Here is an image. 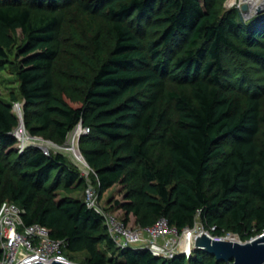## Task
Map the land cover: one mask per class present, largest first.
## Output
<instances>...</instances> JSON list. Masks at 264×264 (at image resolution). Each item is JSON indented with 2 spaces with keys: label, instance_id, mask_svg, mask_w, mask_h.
I'll return each instance as SVG.
<instances>
[{
  "label": "trees",
  "instance_id": "16d2710c",
  "mask_svg": "<svg viewBox=\"0 0 264 264\" xmlns=\"http://www.w3.org/2000/svg\"><path fill=\"white\" fill-rule=\"evenodd\" d=\"M72 1L0 0V57H7L15 43L13 31L26 35L18 75L27 106H35L25 110L30 133L50 131L64 142L79 123L90 127L80 141L100 196L121 179L140 175L141 184L129 189L121 204L126 222L131 213L141 226L166 217L181 230L192 226L199 212L216 233L232 231L248 240L263 232L260 94L253 87L240 100L234 87L244 80L231 78L225 61L234 53L264 63V14L242 21L237 9L221 13L220 0L85 4L109 23L115 46L81 96L68 87L58 94L54 76L57 12ZM151 25L158 36L145 41L142 32ZM96 45L101 53L98 39ZM170 75L189 84V92L168 93L175 122L154 100ZM18 124L12 105L0 98V202L17 203L25 225L49 227L53 237L66 241L68 256L85 252L81 264H227L202 250L189 259L160 258L144 248L119 251L103 217L84 199L59 197L60 189L85 183L64 154L46 155L35 146L16 151ZM157 148L168 156L156 155ZM14 154L7 178L6 158Z\"/></svg>",
  "mask_w": 264,
  "mask_h": 264
},
{
  "label": "rangeland",
  "instance_id": "374dc122",
  "mask_svg": "<svg viewBox=\"0 0 264 264\" xmlns=\"http://www.w3.org/2000/svg\"><path fill=\"white\" fill-rule=\"evenodd\" d=\"M95 1L96 0H73L72 2L64 4L60 11L57 12L60 18V24L56 27V38L54 41L57 49V55L54 60V76L56 92L58 94H60L63 87H68L71 91L76 92L77 95L83 96L90 87L92 78L97 69L101 63L111 55L115 46V37L109 23L102 16L88 12L84 7L85 4H92ZM220 1L219 8L221 13H225L232 9L240 11L242 5L245 3L242 0H236L232 3H229V0ZM202 2L205 5L207 0H202ZM252 11L254 10H251V12ZM251 18H246V21ZM158 32L159 30L157 27H153L152 25L147 26L142 32V38L145 41L152 40L158 36ZM12 34L15 38L14 45L8 49L7 57H0V98L12 105L13 112L19 118V124L15 128L14 134L17 139L15 149L20 153V146L22 143H20L19 138L23 135L21 132H18V129L24 123L23 125L27 133L31 134L27 126L25 110L27 107L35 108V106H27V102L20 92L21 83L18 75L22 60L20 46L26 41V35L20 29L13 31ZM97 39L102 47L101 53L97 52ZM225 64L230 68L229 70L233 72V77L231 78L234 80H236L237 77H239V79L242 78L241 82L244 80V83L234 87L240 100L244 101L246 96L252 93L253 87H256L255 90L260 94L262 113H264V63L262 64L261 59H244L234 53H228ZM245 79L249 80V83H247ZM79 80L82 81V84L79 83ZM173 90L178 92H189V84L182 79V77L170 75L162 81L159 89L154 94V100L159 104L161 111L164 110L169 119L175 122L176 110L174 101L168 96V93ZM77 128L78 126L70 132L68 138L64 142L52 138L50 131L36 135L31 134L34 137L27 141V144H29L27 147H36L38 146L36 144L49 142L52 144L53 152L64 154L69 166L79 172L85 179V183L82 185L76 183L69 189H60L58 191L59 197L69 196L84 199L86 186L88 183H92L96 186L97 178L90 165H88L85 160L83 163L79 161L70 149L71 139ZM260 137L264 138V122L261 124ZM78 147L82 152L83 147L80 139L78 141ZM161 152L164 153L166 157L168 156L166 150L161 148L156 149V155ZM16 155L14 154L6 158V162L9 165L7 178L11 177V163L16 158ZM140 184L141 179L139 174H136V176L130 180L121 179L108 193L107 190L104 191L103 195L100 196L101 202L107 210L112 211L119 218L125 219L127 213L121 204L126 202L128 190ZM119 208H121L120 211L118 210ZM135 220L137 221L138 219L135 218ZM138 226L140 225L137 223L134 227ZM85 257V252L69 254L71 260L80 264L84 261Z\"/></svg>",
  "mask_w": 264,
  "mask_h": 264
},
{
  "label": "built area",
  "instance_id": "2783aa9c",
  "mask_svg": "<svg viewBox=\"0 0 264 264\" xmlns=\"http://www.w3.org/2000/svg\"><path fill=\"white\" fill-rule=\"evenodd\" d=\"M78 127L82 135L91 131L90 127L83 125ZM18 132L23 135L19 138L22 143L20 146L22 152L29 145L27 141L33 139L34 136L27 133L23 124ZM36 145L46 155L55 153L49 142ZM84 202L103 217L110 238L119 251L127 248H144L151 250L160 258L172 259L183 255L189 259L196 250H200L196 248L195 242L197 237L203 234L208 235L211 240H221L228 234H235L240 242L250 241L264 235L263 231L248 240H242L232 231L216 233L215 227H206L203 224L199 212L194 224L181 230L171 225L166 217L159 218L149 226L133 227L125 219L119 218L104 207L99 191L92 183H88L85 189ZM22 214L23 209L17 203L10 200L0 202V249L2 251L0 264H30L38 260L52 263L55 258L72 262V264H80L71 260L67 255L65 240L53 237L51 229L47 226L38 223L25 225Z\"/></svg>",
  "mask_w": 264,
  "mask_h": 264
},
{
  "label": "water",
  "instance_id": "95a60500",
  "mask_svg": "<svg viewBox=\"0 0 264 264\" xmlns=\"http://www.w3.org/2000/svg\"><path fill=\"white\" fill-rule=\"evenodd\" d=\"M262 14H264V4H261L255 11L251 12L249 4L244 3L239 11L242 21H246V18ZM82 125L81 122L78 126ZM77 153L84 157L79 147L77 148ZM84 160L88 164L85 157ZM195 246L216 258L218 262H225L227 264H264V235L250 241L240 242L235 234H228L221 240H211L208 235L203 234L197 237ZM30 264H72V262L55 258L52 263L38 260Z\"/></svg>",
  "mask_w": 264,
  "mask_h": 264
},
{
  "label": "bare ground",
  "instance_id": "6f19581e",
  "mask_svg": "<svg viewBox=\"0 0 264 264\" xmlns=\"http://www.w3.org/2000/svg\"><path fill=\"white\" fill-rule=\"evenodd\" d=\"M236 0H229V3L235 2ZM245 3H248L250 5L251 10H256L261 4H264V0H242ZM231 5V4H230ZM20 107V106H19ZM79 135H80V128L78 127L75 132L73 133L72 139H71V146L70 149L73 151V155L83 163L84 157L80 156L77 153L78 148V141H79ZM65 148V147H63Z\"/></svg>",
  "mask_w": 264,
  "mask_h": 264
},
{
  "label": "crops",
  "instance_id": "0c3cea01",
  "mask_svg": "<svg viewBox=\"0 0 264 264\" xmlns=\"http://www.w3.org/2000/svg\"><path fill=\"white\" fill-rule=\"evenodd\" d=\"M113 187L114 186H112L111 188H109V189H107V193L111 190V189H113ZM108 200V199H107ZM109 201V200H108ZM119 211L121 210V208H119L118 209ZM135 218H137L134 214H130L129 215V219H128V224L130 225V226H136L137 225V221L135 220Z\"/></svg>",
  "mask_w": 264,
  "mask_h": 264
}]
</instances>
